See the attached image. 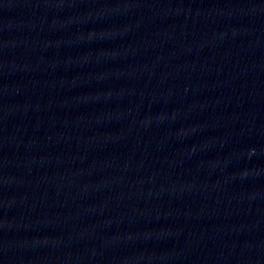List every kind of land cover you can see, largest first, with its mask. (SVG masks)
<instances>
[{
    "label": "water",
    "instance_id": "95a60500",
    "mask_svg": "<svg viewBox=\"0 0 264 264\" xmlns=\"http://www.w3.org/2000/svg\"><path fill=\"white\" fill-rule=\"evenodd\" d=\"M0 264H264V0H0Z\"/></svg>",
    "mask_w": 264,
    "mask_h": 264
}]
</instances>
